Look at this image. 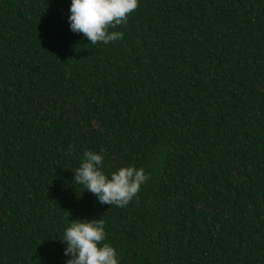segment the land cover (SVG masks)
<instances>
[{
  "label": "trees",
  "instance_id": "16d2710c",
  "mask_svg": "<svg viewBox=\"0 0 264 264\" xmlns=\"http://www.w3.org/2000/svg\"><path fill=\"white\" fill-rule=\"evenodd\" d=\"M70 6L0 0V264H66L82 219L119 264H264V0H138L95 45ZM101 150L149 176L125 208L74 182Z\"/></svg>",
  "mask_w": 264,
  "mask_h": 264
},
{
  "label": "clouds",
  "instance_id": "9594fccd",
  "mask_svg": "<svg viewBox=\"0 0 264 264\" xmlns=\"http://www.w3.org/2000/svg\"><path fill=\"white\" fill-rule=\"evenodd\" d=\"M138 0H71L70 30L82 33L89 43L108 44L122 39L123 33L110 31L126 24ZM101 153L85 151L74 172V182L94 194L100 204L125 208L149 179L143 167H120L106 174L102 170ZM83 189V190H84ZM106 232L102 219L71 220L61 239L66 245L64 255L71 256L66 264H119L116 250L104 243Z\"/></svg>",
  "mask_w": 264,
  "mask_h": 264
}]
</instances>
